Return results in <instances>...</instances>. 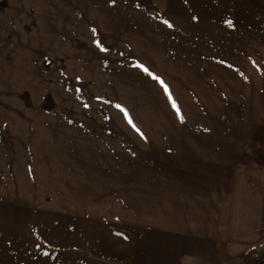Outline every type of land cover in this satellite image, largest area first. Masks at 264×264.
I'll return each instance as SVG.
<instances>
[{
  "label": "rangeland",
  "instance_id": "1",
  "mask_svg": "<svg viewBox=\"0 0 264 264\" xmlns=\"http://www.w3.org/2000/svg\"><path fill=\"white\" fill-rule=\"evenodd\" d=\"M253 3L230 0L225 16L253 20ZM171 12L166 19L186 10ZM187 12L200 22L218 13ZM72 18L65 46L34 58L33 73H0V262L21 232L38 227H54L56 262L82 264L81 229L188 224L175 208L192 187L182 179L204 176L192 170L206 151L198 148L231 146L240 165L229 168L231 200L220 202L230 218L208 219L229 231L224 250L210 251L222 261L202 250L190 261L264 264V122L254 120L253 100L208 98L206 74L177 73L191 70L189 53L155 47L144 55L141 42L106 41L118 36L111 29L96 41L94 28L82 33ZM171 25L162 33L189 32Z\"/></svg>",
  "mask_w": 264,
  "mask_h": 264
},
{
  "label": "crops",
  "instance_id": "2",
  "mask_svg": "<svg viewBox=\"0 0 264 264\" xmlns=\"http://www.w3.org/2000/svg\"><path fill=\"white\" fill-rule=\"evenodd\" d=\"M226 2L230 0H0V73H33L34 58L65 46L62 44L66 42V25H71L73 15L72 19L78 18L82 33H88L89 27L95 29L96 41H102L99 35H107L111 29L118 36L111 38L110 34V39L104 37L106 41L141 42L144 55L151 56L150 51L155 47L160 53L164 48L174 49L178 58L189 53L191 70L177 73L206 74L201 89L207 91L208 98L239 99V105L250 104L243 100H253L254 120L264 122V0H254V19L249 21L225 16ZM197 8H216L218 13L216 18H203L200 22L187 12ZM175 10H186L179 15L183 18L166 19L167 13ZM165 19L181 31L189 32L162 33ZM207 104L228 102L207 101ZM232 148H198L206 151L194 157L192 170H197V174L203 172L204 176L182 179L192 187L190 192L178 193L183 194L175 208L179 210L176 217L187 219L188 224L178 220L174 225L81 229L79 233L85 234L80 235L79 242L81 263L191 264V258L197 257L200 250L204 251L202 257L206 260L222 261V257H211L210 251L224 250L221 235L229 231L223 230L222 224L209 223L208 219L230 218L226 211L229 208L222 203L231 200L229 168L239 160ZM215 192L213 196L211 193ZM223 195H228L227 200ZM179 203L183 204L182 208ZM39 229L42 232L38 233ZM36 230L37 235L21 232L23 235L16 237V248L0 264H66V257L56 262L54 227ZM60 233L61 239L66 240V231ZM59 249L64 252L66 246Z\"/></svg>",
  "mask_w": 264,
  "mask_h": 264
},
{
  "label": "snow or ice",
  "instance_id": "3",
  "mask_svg": "<svg viewBox=\"0 0 264 264\" xmlns=\"http://www.w3.org/2000/svg\"><path fill=\"white\" fill-rule=\"evenodd\" d=\"M164 23L167 24L168 27H172V25L168 21H165ZM228 24H229V26H231V21H228ZM144 71L147 72L148 70L145 68ZM117 107L119 108L120 106L117 105ZM173 107L174 108H177V106L175 104H173ZM177 114L179 115V110L178 109H177ZM125 116H127V113L126 112H125ZM181 120H183V117L182 116H181ZM129 123H131V121H129Z\"/></svg>",
  "mask_w": 264,
  "mask_h": 264
}]
</instances>
